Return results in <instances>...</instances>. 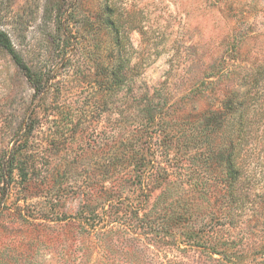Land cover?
<instances>
[{
    "label": "rangeland",
    "instance_id": "rangeland-1",
    "mask_svg": "<svg viewBox=\"0 0 264 264\" xmlns=\"http://www.w3.org/2000/svg\"><path fill=\"white\" fill-rule=\"evenodd\" d=\"M16 8L20 23L6 28L47 81L37 97L0 48V155L32 124L16 147L36 166L24 189L17 178L0 213V264H264V0H17ZM121 60L128 77L116 90L112 67ZM253 83L259 123L240 158L242 206L225 196L223 157L205 173L216 178L213 210L239 214L219 234L229 259L182 242L187 228L167 220L161 190L122 188L125 178L106 181L112 204L98 208L96 227L84 217L82 194L100 187L101 165L117 148L131 145L143 162L186 160L179 134L207 124L215 146L226 145L240 110L229 99ZM137 173L128 168L132 180ZM164 226L173 228L167 237Z\"/></svg>",
    "mask_w": 264,
    "mask_h": 264
},
{
    "label": "trees",
    "instance_id": "trees-1",
    "mask_svg": "<svg viewBox=\"0 0 264 264\" xmlns=\"http://www.w3.org/2000/svg\"><path fill=\"white\" fill-rule=\"evenodd\" d=\"M16 2L17 0H0V48L11 57L17 67L28 78L35 88V94L38 97L46 90L47 77H45V74L32 68L17 49L9 30L6 28V25L20 23L21 17L24 14V12L20 13V9L16 8ZM110 11H113L111 6ZM57 14L60 15V9L57 11ZM124 68L125 62L122 63V60L119 61V66L115 65L112 67L113 81L119 85L116 90L121 88V84H124L125 78L128 77V72ZM254 88L255 85L253 83L240 99H229V108L235 110L240 107V110L238 112L237 128L231 132L230 140L226 145L215 146L214 127L207 124L204 132L195 133L193 129L187 128L179 134L177 141L182 150L181 155L185 153L189 156V158H185L186 160L181 157L179 160L177 158H170L169 154L165 164H162V161H159L160 163L157 164L156 159L143 162L140 159L139 150L131 145L117 148L114 161L110 164L101 165L104 178L100 187L96 191L82 194L83 206L81 207V213L86 219L91 221L90 224L92 226L96 227L102 220L101 216L97 214L98 208L101 206L105 207L106 202L112 204L111 197L105 198L107 192L112 190L109 189L106 181L109 179L110 182H114L120 178H125L121 185L122 188L126 187L128 183H140L142 190H148L151 193L158 189L161 190L159 198L161 197V208H164L166 214L169 213L167 220L169 222L173 220L174 223L175 221L176 223L179 222L182 227L187 228V232L182 231L186 239L182 242L203 247L210 254H220L225 259H229L230 255L226 247L227 244L223 242L224 240H219V234L225 224L232 225L239 222V214L236 213V215L232 214L229 216L230 214L225 212L226 209L221 206L216 212L213 210V192H211V189L212 181L216 178L205 176V173L213 170L214 163H216L215 161L218 157H223L222 161L226 168V176L221 179V182L225 183L229 189V193L225 194V196L232 203L235 202L237 204L236 209L242 206L240 200L244 195L241 185L243 181V167L240 164V158L243 147L252 137L253 129L250 126L259 123L256 112H251L258 104L257 92L253 90ZM22 127H24V124ZM22 127L17 134L18 137H15L12 147L4 149L0 155V213L6 207V200L17 178H19L22 183V189H24L26 181L30 180L36 169V166L25 163L19 157V150L16 144L21 140L20 134L25 133L31 128L32 124H28L25 128ZM21 129H24V131ZM168 138L172 142L175 141L176 133L171 131ZM166 147L168 149L167 143ZM167 149L165 150L166 154ZM171 149H169V152ZM127 157H131L133 161L128 160ZM178 161L180 162L179 164H177ZM130 166H132V170H135V172H140L136 174L135 180L128 177L127 171ZM125 174H127L126 177H124ZM116 193L119 195L118 192ZM143 196L145 197V195ZM218 201L221 202V205L223 204L222 197L216 199L215 202ZM100 202L102 205L99 206ZM162 203L166 204L167 209L171 207L169 206L170 204L177 205L176 210L171 208L167 210ZM206 215L211 216L208 224L205 226L195 224V221L199 217L203 216L204 218ZM185 223L192 224L186 226ZM172 229L169 226H164L161 228V233L164 237H167ZM224 243L225 246H223ZM260 253L264 255V250Z\"/></svg>",
    "mask_w": 264,
    "mask_h": 264
}]
</instances>
